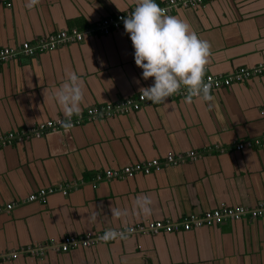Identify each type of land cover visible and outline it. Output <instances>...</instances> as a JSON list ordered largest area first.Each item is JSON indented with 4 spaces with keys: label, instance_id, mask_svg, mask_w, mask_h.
Returning a JSON list of instances; mask_svg holds the SVG:
<instances>
[{
    "label": "crops",
    "instance_id": "crops-1",
    "mask_svg": "<svg viewBox=\"0 0 264 264\" xmlns=\"http://www.w3.org/2000/svg\"><path fill=\"white\" fill-rule=\"evenodd\" d=\"M8 2L0 0V49L35 45L60 31L76 30L83 38L0 62V136H18L0 146V256L67 236H96L151 221L179 223L221 205L254 208L264 201V143L233 148L264 136V74L210 90L207 101L167 97L137 111L29 136L21 132L64 116L50 94L67 71L80 77L81 111L135 99L152 78L141 77L124 28L97 31L103 18L138 0H39L31 10L25 0ZM169 15L209 43L204 75H233L264 62V0H213ZM190 152L196 156L189 158ZM168 154L183 161L163 163L148 175L95 182L104 170L163 162ZM72 182L79 185L66 195L55 192L45 203L5 209L38 189ZM141 194L152 200L150 215L134 207ZM111 208L127 209V215L117 218ZM93 210L97 218L90 221ZM0 264H264V216L133 234L66 252L46 248L41 257L19 254Z\"/></svg>",
    "mask_w": 264,
    "mask_h": 264
},
{
    "label": "built area",
    "instance_id": "built-area-1",
    "mask_svg": "<svg viewBox=\"0 0 264 264\" xmlns=\"http://www.w3.org/2000/svg\"><path fill=\"white\" fill-rule=\"evenodd\" d=\"M213 0H166L160 8L164 10V14H171L181 8H195L200 6L204 2ZM7 6H10V2L7 0ZM135 7V6H134ZM134 7L127 9L115 16L108 18H103L97 25V31L101 34H108L111 30L124 28L123 18L131 13ZM96 31V29H95ZM83 38V34L76 30L71 31H60L54 34L48 35L46 38L40 39L35 45L24 43L19 48H2L0 49V62H6L15 58L18 55L28 56L34 55L36 52H43L55 49L57 46L62 44L79 42ZM264 74V62L257 64L251 68H240L233 75H204L203 80L208 86V90L219 89L221 87H228L233 81L241 82L246 81L254 76ZM188 93L184 87L174 93L173 96H187ZM198 97V96H197ZM142 97L141 94L137 98H126L113 105L105 106H93L88 107L84 111H80L79 114H74L71 119V126L64 127L61 121L66 118L64 116H59L57 118L46 120L45 122L39 123L32 128H29L21 133L28 134L29 136H39L44 132L55 131L61 128H73L82 124L83 122H90L94 120L101 119L103 117H110L116 114H125L130 111H137L143 105L146 106L150 104ZM17 134L9 133L5 136H0V146L9 144L13 139L17 138ZM264 143V136L261 138L245 141L242 143H236L233 148L237 151L249 147L252 145H259ZM189 158L195 157L194 153L190 152L187 154ZM179 161H183L182 155L174 156L168 154L164 161L161 162L158 159H150L144 162H136L131 165L124 166L120 169H107L102 173L98 174L95 178V182L110 181L114 179H126L133 178L136 175H148L152 172L158 171L161 165L164 163L166 165L176 164ZM81 183V182H80ZM79 185L77 182L68 183L66 185H58L57 187L41 188L37 191L29 194L25 199L19 202H12L5 206L6 211H10L13 208L19 206L20 204H26L30 202H40L45 203L47 197L55 192H59L63 195L69 193L70 190L76 188ZM1 211V210H0ZM264 216V201L259 202L254 208H248L244 206H226L221 205L215 209L207 210L200 215H189L179 223H169L163 221H151L146 224H137L134 226H129L124 229H117L116 231L124 233L123 236H130L133 234H158L160 232H179L187 231L193 228H200L203 226H218L225 220L237 221L243 218L257 219ZM103 234H98L96 236L85 235V236H67L61 242L55 243L50 241V243L45 245H38L32 247L21 248L18 252H11L10 254L0 256V260H13L16 259L19 254H27L30 257L38 258L43 256L46 248L52 251L66 252L70 248L77 247L78 245L83 247H88L98 241H106L100 239Z\"/></svg>",
    "mask_w": 264,
    "mask_h": 264
},
{
    "label": "clouds",
    "instance_id": "clouds-1",
    "mask_svg": "<svg viewBox=\"0 0 264 264\" xmlns=\"http://www.w3.org/2000/svg\"><path fill=\"white\" fill-rule=\"evenodd\" d=\"M39 0H25V8L31 10ZM125 32L129 35L135 64L142 69L144 80L152 78V83L139 89L142 97L153 104L164 103L184 87L188 95L184 98L191 102L193 97L210 99L207 84L203 80L204 66L209 56V43L190 30L183 19L164 14L156 0H138L131 13L123 18ZM66 79L54 91L51 98L66 118L62 126H71V117L79 114L83 101L80 77L74 71L66 72ZM152 200L146 194L135 197V209L150 215ZM111 215L120 218L127 215V209L111 208ZM97 211L89 216L95 221ZM124 233L107 229L100 237L102 240L116 239Z\"/></svg>",
    "mask_w": 264,
    "mask_h": 264
}]
</instances>
